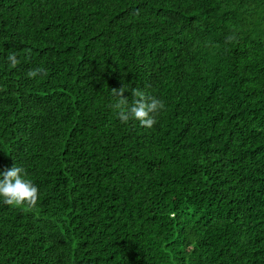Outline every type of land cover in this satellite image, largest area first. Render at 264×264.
Here are the masks:
<instances>
[{
  "label": "trees",
  "instance_id": "1",
  "mask_svg": "<svg viewBox=\"0 0 264 264\" xmlns=\"http://www.w3.org/2000/svg\"><path fill=\"white\" fill-rule=\"evenodd\" d=\"M14 164L39 198H0V264H264V0H0Z\"/></svg>",
  "mask_w": 264,
  "mask_h": 264
},
{
  "label": "clouds",
  "instance_id": "2",
  "mask_svg": "<svg viewBox=\"0 0 264 264\" xmlns=\"http://www.w3.org/2000/svg\"><path fill=\"white\" fill-rule=\"evenodd\" d=\"M235 37H228L229 41ZM10 67L15 68L19 60L15 53L8 56ZM42 70H30L27 75L29 78H35ZM112 94L116 97L113 104L116 116L121 123H128L130 120L139 121L142 127L152 128L157 123V115L165 108L164 102L156 97H149L136 88L129 89L125 84L119 89L113 88ZM130 91L132 101L129 103L128 97L124 95L125 91ZM0 198L3 203L14 207H27L32 209L37 205L39 198L38 187L26 178V172L23 167L15 164L0 172Z\"/></svg>",
  "mask_w": 264,
  "mask_h": 264
}]
</instances>
